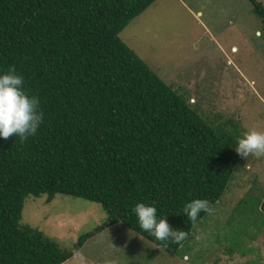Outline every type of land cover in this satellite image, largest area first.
<instances>
[{"label":"trees","instance_id":"trees-1","mask_svg":"<svg viewBox=\"0 0 264 264\" xmlns=\"http://www.w3.org/2000/svg\"><path fill=\"white\" fill-rule=\"evenodd\" d=\"M153 1L0 0V73L22 75L43 114L34 136L0 138V264H62L118 222L172 254L208 212L191 222L185 204L206 199L211 209L223 195L239 160L237 136L211 124L119 37ZM248 1L264 21L260 4ZM55 193L96 202L108 218L63 248L20 223L27 196ZM139 202L186 238L162 243L144 232L132 211Z\"/></svg>","mask_w":264,"mask_h":264},{"label":"rangeland","instance_id":"rangeland-1","mask_svg":"<svg viewBox=\"0 0 264 264\" xmlns=\"http://www.w3.org/2000/svg\"><path fill=\"white\" fill-rule=\"evenodd\" d=\"M119 37L214 126L264 132V21L248 0H155ZM263 197L264 156H239L223 195L174 253L118 222L62 264H264ZM107 218L96 202L55 193L27 196L20 223L70 249Z\"/></svg>","mask_w":264,"mask_h":264},{"label":"clouds","instance_id":"clouds-1","mask_svg":"<svg viewBox=\"0 0 264 264\" xmlns=\"http://www.w3.org/2000/svg\"><path fill=\"white\" fill-rule=\"evenodd\" d=\"M24 78L14 69L0 73V138L8 139L12 134L21 141L37 133L43 121L40 101L23 88ZM235 152L243 157L264 156V132L249 129L236 139ZM138 226L162 243H179L187 233L170 227L165 217L157 216V209L139 202L132 209ZM184 215L195 222L202 211H210L206 199H192L184 206Z\"/></svg>","mask_w":264,"mask_h":264}]
</instances>
